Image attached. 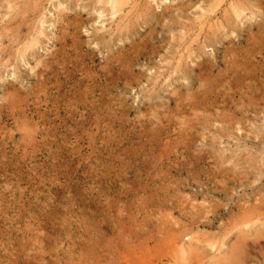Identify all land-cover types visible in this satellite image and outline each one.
Masks as SVG:
<instances>
[{"label": "rangeland", "instance_id": "374dc122", "mask_svg": "<svg viewBox=\"0 0 264 264\" xmlns=\"http://www.w3.org/2000/svg\"><path fill=\"white\" fill-rule=\"evenodd\" d=\"M122 3L0 0V264H264V0Z\"/></svg>", "mask_w": 264, "mask_h": 264}, {"label": "bare ground", "instance_id": "6f19581e", "mask_svg": "<svg viewBox=\"0 0 264 264\" xmlns=\"http://www.w3.org/2000/svg\"><path fill=\"white\" fill-rule=\"evenodd\" d=\"M114 2H118L120 6L123 5L122 0H113ZM121 1V2H120ZM239 249V248H238ZM237 254H231L229 257H227L226 263L227 264H241L242 263V253L241 250L239 251L240 253L238 254V250H236ZM241 254V255H240ZM243 264V263H242Z\"/></svg>", "mask_w": 264, "mask_h": 264}]
</instances>
